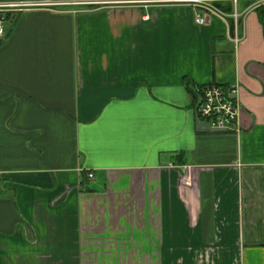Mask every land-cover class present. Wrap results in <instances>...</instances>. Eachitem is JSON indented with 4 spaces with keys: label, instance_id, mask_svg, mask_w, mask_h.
Wrapping results in <instances>:
<instances>
[{
    "label": "crops",
    "instance_id": "obj_1",
    "mask_svg": "<svg viewBox=\"0 0 264 264\" xmlns=\"http://www.w3.org/2000/svg\"><path fill=\"white\" fill-rule=\"evenodd\" d=\"M123 1L0 36V264H264V8ZM212 83L237 132L198 121Z\"/></svg>",
    "mask_w": 264,
    "mask_h": 264
},
{
    "label": "built area",
    "instance_id": "obj_2",
    "mask_svg": "<svg viewBox=\"0 0 264 264\" xmlns=\"http://www.w3.org/2000/svg\"><path fill=\"white\" fill-rule=\"evenodd\" d=\"M87 0L83 1L84 5H127L131 1L123 0ZM231 1L235 5L242 0H163L161 2L168 4H181L196 9L205 10L208 13L223 16L213 6L214 2ZM251 2L250 9L264 8V0H244ZM81 4V3H78ZM61 0H0V36L5 37L9 29H11L18 16L26 11L39 8H50L60 6ZM235 19L238 13L234 14ZM198 25H205L206 19L200 13L196 16ZM234 42L239 44L240 39L235 37ZM190 92L194 97L195 110L197 119L201 123H205L215 132L233 133L238 131V119L241 112L239 104V87L236 84L221 85L217 83L205 86H190ZM90 178L93 174H88Z\"/></svg>",
    "mask_w": 264,
    "mask_h": 264
},
{
    "label": "rangeland",
    "instance_id": "obj_3",
    "mask_svg": "<svg viewBox=\"0 0 264 264\" xmlns=\"http://www.w3.org/2000/svg\"><path fill=\"white\" fill-rule=\"evenodd\" d=\"M83 1H85V0H61V9H64V8H81V6L82 7L89 6L91 8L95 7V6L87 5V4L83 5L82 4ZM86 2H88V0ZM78 3H81V4H78ZM55 7L59 8V6H55Z\"/></svg>",
    "mask_w": 264,
    "mask_h": 264
},
{
    "label": "trees",
    "instance_id": "obj_4",
    "mask_svg": "<svg viewBox=\"0 0 264 264\" xmlns=\"http://www.w3.org/2000/svg\"><path fill=\"white\" fill-rule=\"evenodd\" d=\"M188 89H189V91H190V86H188Z\"/></svg>",
    "mask_w": 264,
    "mask_h": 264
}]
</instances>
